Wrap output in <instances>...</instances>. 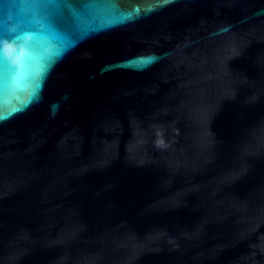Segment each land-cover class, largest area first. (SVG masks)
Here are the masks:
<instances>
[{"label": "water", "instance_id": "95a60500", "mask_svg": "<svg viewBox=\"0 0 264 264\" xmlns=\"http://www.w3.org/2000/svg\"><path fill=\"white\" fill-rule=\"evenodd\" d=\"M5 32L0 264H264V0H0Z\"/></svg>", "mask_w": 264, "mask_h": 264}, {"label": "clouds", "instance_id": "9594fccd", "mask_svg": "<svg viewBox=\"0 0 264 264\" xmlns=\"http://www.w3.org/2000/svg\"><path fill=\"white\" fill-rule=\"evenodd\" d=\"M29 40H31L30 34L24 37V41ZM3 52L12 63H16L20 57L28 54L29 48L24 42L17 43L15 41L6 40L3 42Z\"/></svg>", "mask_w": 264, "mask_h": 264}, {"label": "snow or ice", "instance_id": "6c2138e0", "mask_svg": "<svg viewBox=\"0 0 264 264\" xmlns=\"http://www.w3.org/2000/svg\"><path fill=\"white\" fill-rule=\"evenodd\" d=\"M14 33L5 32L3 35H0V69H2L3 75L7 77H11L18 71V68L5 56L3 52V42L4 37L7 36L8 40L15 41L17 35H13Z\"/></svg>", "mask_w": 264, "mask_h": 264}]
</instances>
